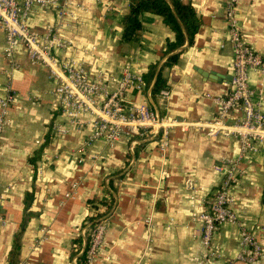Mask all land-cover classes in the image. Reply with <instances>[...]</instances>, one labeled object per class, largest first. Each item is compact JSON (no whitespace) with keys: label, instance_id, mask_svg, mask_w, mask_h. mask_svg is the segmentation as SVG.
<instances>
[{"label":"crops","instance_id":"obj_1","mask_svg":"<svg viewBox=\"0 0 264 264\" xmlns=\"http://www.w3.org/2000/svg\"><path fill=\"white\" fill-rule=\"evenodd\" d=\"M182 1L191 3L200 24L173 64L160 63L167 97L152 98L148 86L124 94L127 104H149L169 124L163 147L158 144L161 124L109 143L103 137L88 140L94 115L81 110L79 118L86 121L70 124L56 105L45 66L31 62L20 45L13 52L16 65H9L0 27V94L7 85L14 94L0 131V264H81L85 236L80 229L89 217L105 218L102 241L89 264H264V141L242 156L238 138L209 136L177 123L213 116L212 98L229 87L232 70L224 0ZM128 2L66 0L60 18L53 8L33 4L24 20L37 30L54 27L66 42L54 53L79 60L89 76L112 89L124 65L143 74L164 58L166 40L174 38L159 14L143 10L136 43L121 41ZM236 15L243 40L264 60V0H238ZM247 82L253 87L261 82L253 101L264 114V74L249 69ZM54 125L66 130L56 131ZM228 160L237 168L231 206L263 248L250 261L236 258V222H222L213 231L218 254L205 253L199 237L196 215L222 179L213 165ZM16 232L19 245L13 250ZM79 236L81 242L75 241Z\"/></svg>","mask_w":264,"mask_h":264},{"label":"built area","instance_id":"obj_2","mask_svg":"<svg viewBox=\"0 0 264 264\" xmlns=\"http://www.w3.org/2000/svg\"><path fill=\"white\" fill-rule=\"evenodd\" d=\"M66 0H0V27L4 32L2 54L11 67L15 66L14 48L20 45L31 62L46 67L47 76L54 82L53 93L56 105L67 116L68 122L79 125L86 120L79 118L81 110L91 112L93 130L88 138L103 137L106 142L118 139L122 134L151 131L154 124H161L162 137L159 146L167 143L166 127L153 108L144 102L127 104L124 94L129 88L141 89L144 82L141 74L134 73L124 65L112 89H108L98 78L88 75L84 65L72 57L59 58L54 53L56 48H63L61 39L54 27L37 30L24 20V14L33 5L53 8L57 18L65 12ZM238 0H224L223 11L228 40L232 48V70L229 87L223 94L212 98L215 114L203 122L178 121L202 129L205 135L222 134L234 136L240 140V155L256 149V143L264 141V114L260 111L253 96L261 91V82L256 87L247 82V71L256 70L264 74L262 55L247 44L242 37L241 24L236 15ZM167 87L160 88L155 95L167 97ZM13 91L7 85L0 94V131L7 120V111L13 101ZM168 123V122H167ZM187 127V126H185ZM56 131L64 132L65 127L54 125ZM183 128V127H182ZM86 140V141H88ZM213 168L222 171L218 186L206 199L203 210L197 213L199 237L207 254H218L212 243V234L222 222L239 224V250L236 258L250 261L263 252L262 246L236 217L231 206V183L236 179V161L228 160L214 164ZM86 222V221H85ZM105 230V218H98L92 224L87 221L80 229V234L87 237L88 243L84 254V263L89 264L97 247L102 241ZM220 264H230L224 261Z\"/></svg>","mask_w":264,"mask_h":264},{"label":"trees","instance_id":"obj_3","mask_svg":"<svg viewBox=\"0 0 264 264\" xmlns=\"http://www.w3.org/2000/svg\"><path fill=\"white\" fill-rule=\"evenodd\" d=\"M143 10L157 13L161 16L162 21L166 24L174 34L173 40H166L165 48L162 55L164 56L161 66H169L173 64L181 51H174L182 43L189 45L194 33L200 24V18L195 14L194 9L189 1L182 0H129L128 9L122 19V30L120 39L123 42L136 43L138 39L137 30L140 27L139 13ZM158 60L149 64L147 70L141 74L144 87H147L153 77ZM160 66V68H161ZM160 68L155 76L152 86L150 87V96L155 97V93L162 87H166L164 78L161 76ZM96 218L89 217L87 221L92 224ZM86 221V222H87ZM85 222V223H86ZM84 223V224H85ZM24 225V218L21 221L20 229ZM19 232L15 233L13 240V250L18 247ZM75 241L81 242V236L77 237ZM87 237L84 238V245L79 254V262L84 264V254L87 247ZM11 249V251H12Z\"/></svg>","mask_w":264,"mask_h":264},{"label":"water","instance_id":"obj_4","mask_svg":"<svg viewBox=\"0 0 264 264\" xmlns=\"http://www.w3.org/2000/svg\"><path fill=\"white\" fill-rule=\"evenodd\" d=\"M185 44L186 43H184L183 45H181V46H179L178 48H176L174 51H177V50H180V49H182L184 46H185ZM164 57V56H163ZM163 59V58H162ZM162 59L161 60H159V62L157 63V66H156V68H155V71H154V74H153V77H152V79H151V81H150V83H149V85H148V93H150V87L152 86V84H153V81H154V79H155V76H156V74H157V72H158V70H159V66H160V63H161V61H162ZM197 70L202 74V75H204V76H206L208 73L207 72H205V71H203V70H201V69H199V68H197ZM227 78H229V76H226ZM154 111L156 112V114L158 115V113H157V111L154 109Z\"/></svg>","mask_w":264,"mask_h":264}]
</instances>
